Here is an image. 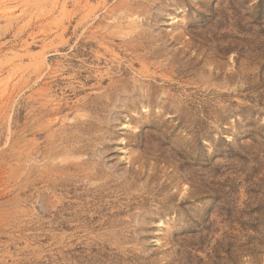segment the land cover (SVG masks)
<instances>
[{
	"label": "rangeland",
	"instance_id": "1",
	"mask_svg": "<svg viewBox=\"0 0 264 264\" xmlns=\"http://www.w3.org/2000/svg\"><path fill=\"white\" fill-rule=\"evenodd\" d=\"M0 264H264V0H0Z\"/></svg>",
	"mask_w": 264,
	"mask_h": 264
}]
</instances>
